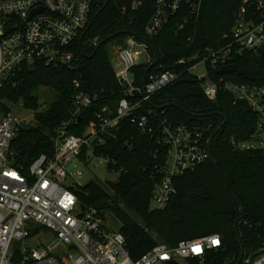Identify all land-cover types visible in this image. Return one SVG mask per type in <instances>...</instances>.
<instances>
[{
  "label": "built area",
  "instance_id": "2783aa9c",
  "mask_svg": "<svg viewBox=\"0 0 264 264\" xmlns=\"http://www.w3.org/2000/svg\"><path fill=\"white\" fill-rule=\"evenodd\" d=\"M231 32L223 36L227 42L206 48L178 59L166 67L158 62V71H149L146 82L138 83L136 68L147 67L158 55L145 42L130 34L115 47V75L123 96L111 103L109 97L89 93L75 80L73 105L68 119L54 131V153L40 154L27 173L13 164L12 143L21 128L31 120L19 112L30 111L24 102L14 103L1 98L9 85H16L17 74L24 65L44 64L52 68L76 69L74 46L92 20L95 0H0V264H166L180 263L190 258L204 259L212 249L222 246L220 234L181 240L172 247L158 243L138 259H133L120 231L111 229L98 209L84 207L73 187L65 184L69 178L67 165L74 159L90 164L97 159L109 171L113 157L97 150L109 140H116L122 122L131 120L143 133L157 143L152 151L153 190L149 209H165L177 193L176 179L209 160L207 136L210 126L173 123L161 118L151 106L154 94L178 78L176 66L195 61L188 70L203 80L205 95L215 100L219 92L228 93L233 102L246 103L258 115L255 134L248 140H232L238 151H264V84L240 83L210 75L214 69L234 55L264 50V0H239ZM151 2L154 10L144 31L148 37L160 34L176 16H183L179 29L198 21L204 0H133L137 9ZM192 41L193 37L189 36ZM92 42V41H91ZM97 44V39L93 41ZM139 47H142V49ZM144 56V61L140 59ZM204 64L205 73L198 72ZM81 118L80 121L78 119ZM81 134L72 131L83 120ZM119 177V176H118ZM47 229L50 239L43 236ZM29 240L40 241L37 247ZM42 240V241H41ZM242 264H264L262 246L249 253Z\"/></svg>",
  "mask_w": 264,
  "mask_h": 264
},
{
  "label": "trees",
  "instance_id": "16d2710c",
  "mask_svg": "<svg viewBox=\"0 0 264 264\" xmlns=\"http://www.w3.org/2000/svg\"><path fill=\"white\" fill-rule=\"evenodd\" d=\"M132 1L109 0L81 44L74 46L76 69L52 68L41 63L24 65L17 74L16 85L3 89L1 98L14 103L23 101L25 107L39 110L35 114V123L22 127L12 143L15 167L27 173L40 154L53 155L52 135L69 117L75 80L81 82L85 91L109 97L111 103L123 96L109 44L124 42L130 34L110 39L96 52L94 40L98 43L118 31L130 30L158 50L159 64L170 67L180 58L204 53L208 47L215 48L227 42L223 36L231 32L234 13L240 5L239 0H204L197 22L179 29L178 24L183 18L179 14L160 34L148 37L144 28L153 13V4L149 2L133 9ZM104 3L105 0H95L92 17ZM189 36L193 37L192 41L188 40ZM94 52L93 57H89ZM194 62L174 66L178 78L154 94L151 106L157 109L161 118L173 123L210 126L209 137L223 124L225 119L220 114L223 113L227 122L212 144V154L218 160L221 172L210 160L205 161L177 177V193L165 209L150 210L156 186L152 151L158 146L151 135L143 133L128 119L122 122L119 138L109 140L97 150L100 155L113 157L115 168L121 170L118 179L115 182L91 180L84 185L78 183L73 189L84 207L98 209L104 219L110 212L121 221L119 231L133 259H138L158 243L174 247L181 240L217 233L222 239L221 247L210 250L204 259L194 257L186 263L237 264L241 256L238 236L244 246L243 259L258 250L264 241V151L241 152L232 144L233 139L245 141L255 134L258 115L246 103L235 104L228 93L219 92L215 100L209 99L204 93L203 80L188 70ZM146 68V65L137 66L138 83ZM208 68L215 78L264 84V50L261 54L245 51L228 58L215 69L209 64ZM159 69L157 64L151 72ZM41 87L53 91L46 107L40 103ZM167 103L175 105L166 106ZM3 107L4 103L0 105ZM85 121L74 126L72 131L81 134ZM234 195L244 206L243 214ZM166 264L182 263L171 261Z\"/></svg>",
  "mask_w": 264,
  "mask_h": 264
},
{
  "label": "rangeland",
  "instance_id": "374dc122",
  "mask_svg": "<svg viewBox=\"0 0 264 264\" xmlns=\"http://www.w3.org/2000/svg\"><path fill=\"white\" fill-rule=\"evenodd\" d=\"M118 45L116 42H111L109 44V48L111 49V54L113 58V53L115 50V47ZM142 49V47H139V49ZM144 61V56L140 59V62ZM112 64L115 67L116 61L112 60ZM117 68V66H116ZM206 67L204 64H200L198 66V72L201 74L205 73ZM196 75V74H195ZM40 103L41 105L45 106L50 102L53 96V91L49 90L47 87H41L40 88ZM48 92V93H47ZM47 93V94H46ZM21 114H24L27 116L31 123H35V114L38 109H32L30 111H26L24 108L18 109ZM264 138V133H263ZM68 172L70 174L69 178L65 181V184L69 183H79V184H86L90 182L91 180H98L101 182H115L118 179L119 173L109 171L107 166L105 164H99L97 159H94L90 164H85L80 162L78 159H74L67 165ZM124 206V205H123ZM125 207V206H124ZM126 208V207H125ZM142 222L141 220H139ZM107 225L116 231L120 230V227L122 226L121 221L112 213H107V219H106ZM53 232L49 229H47L46 234L43 236L44 239L48 240L52 237ZM42 241V240H41ZM40 241L38 240H29L28 245L37 247L39 245ZM182 264H187L186 262H182Z\"/></svg>",
  "mask_w": 264,
  "mask_h": 264
},
{
  "label": "water",
  "instance_id": "95a60500",
  "mask_svg": "<svg viewBox=\"0 0 264 264\" xmlns=\"http://www.w3.org/2000/svg\"><path fill=\"white\" fill-rule=\"evenodd\" d=\"M109 4V0H105V3L104 5L96 12V14L92 17V20L90 22V24L88 25V27L86 28V30L83 32L82 36L80 37L79 39V45L81 44L84 36L86 35V33L88 32V30L91 28L92 24L94 23L96 17L98 16V14H100L106 7L107 5ZM120 34H133L135 35L137 38H139L140 40L142 41H145L149 46L150 48L158 55L157 57V60L152 63L151 65H149L147 68H146V71H145V74H144V78H143V85L145 84L146 82V76L147 74L149 73V71L151 70V68L158 62L159 58H160V53L158 52V50L152 46L144 37L140 36V35H137V34H134L132 31L130 30H123V31H118L117 33H115L114 35L112 36H109L105 39H102L101 41H99L97 44H96V50L95 52L98 50V48L104 44L105 42L109 41L110 39L120 35ZM95 52L90 55L89 57H93V55L95 54ZM84 54V52H82ZM169 105H175L174 103H167L166 106H169ZM159 108V107H158ZM223 117H224V122L223 124L218 127L213 133L212 135L210 136L209 138V141H208V152H209V160L217 167V169L221 172L220 170V166H219V163H218V160L213 156L212 154V144H213V140H214V137L216 136V134L221 130V128L225 125V123L227 122V117L223 114V113H220ZM81 118L78 119V121H80ZM38 129H40V127H38ZM224 183L225 185L227 186V183L224 179ZM234 199L239 203L240 205V213L243 214L244 213V206L243 204L240 202V200L237 198V196L234 195ZM237 226V225H236ZM238 241L240 242V246H241V256L237 262V264H241L242 263V260H243V255H244V246H243V243H242V240L240 238V236H238Z\"/></svg>",
  "mask_w": 264,
  "mask_h": 264
}]
</instances>
